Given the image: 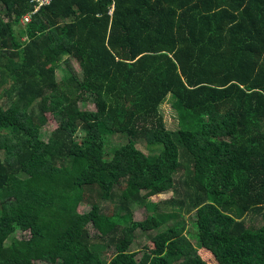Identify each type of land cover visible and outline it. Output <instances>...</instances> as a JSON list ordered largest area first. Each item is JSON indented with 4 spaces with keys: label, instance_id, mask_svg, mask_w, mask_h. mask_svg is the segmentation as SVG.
<instances>
[{
    "label": "trees",
    "instance_id": "trees-1",
    "mask_svg": "<svg viewBox=\"0 0 264 264\" xmlns=\"http://www.w3.org/2000/svg\"><path fill=\"white\" fill-rule=\"evenodd\" d=\"M31 10L0 0V264H264V0Z\"/></svg>",
    "mask_w": 264,
    "mask_h": 264
},
{
    "label": "rangeland",
    "instance_id": "rangeland-1",
    "mask_svg": "<svg viewBox=\"0 0 264 264\" xmlns=\"http://www.w3.org/2000/svg\"><path fill=\"white\" fill-rule=\"evenodd\" d=\"M22 25H24V24H22ZM70 66L75 71L79 70V66H78V64L76 62H71ZM65 70H68V68H67L66 64H63L62 65V69H60L58 71V73L63 75ZM86 108L90 109V110H94L95 109V107H94L93 103H91V101H90L89 105ZM161 111L164 114L165 120H166L169 128H172V129L176 128L177 127V122H176V120L174 118V113H173L172 108H171L170 97H169V100L165 104H163V106L161 107ZM47 118H48V123H47V125L44 128V132L48 135L50 132L55 130L58 125H57L55 119L52 117V115L50 113L47 114ZM123 141H125V140H123ZM123 141H122V139L120 140L119 138H114L113 139V142L115 143V145H117L118 142L119 143H124ZM171 196H172V194L168 193V194L155 196V197L151 198L150 200L154 201V202H159V201H162V200L169 199V198H171ZM85 210H88V207L86 205L83 204V205H81L79 207V211L80 212H84ZM185 217H186V220H187L186 221L187 222V233L194 234L195 230L193 229V227L191 225V216H185ZM136 218L138 220L144 219L145 218L144 211L143 210L137 211ZM91 231H92V233H94L93 229ZM152 234H155V233H152ZM18 236L21 237L20 234ZM194 243L196 245L198 244L197 241H194ZM151 248H153V244L151 242V239H148L147 236L138 234V237L136 238V240L134 242V245L132 246V251L138 252V251H143L144 249L145 250H150ZM200 253H201L202 257L209 264H217L215 262L214 257H212L208 252H204V251L200 250ZM158 261H163V258H159ZM36 264H47V263L36 262Z\"/></svg>",
    "mask_w": 264,
    "mask_h": 264
},
{
    "label": "built area",
    "instance_id": "built-area-1",
    "mask_svg": "<svg viewBox=\"0 0 264 264\" xmlns=\"http://www.w3.org/2000/svg\"><path fill=\"white\" fill-rule=\"evenodd\" d=\"M52 3V0H31L32 10L26 14L22 20V24H27L32 20V16L41 11L44 7L49 6Z\"/></svg>",
    "mask_w": 264,
    "mask_h": 264
}]
</instances>
